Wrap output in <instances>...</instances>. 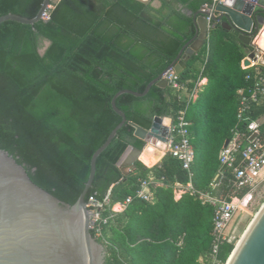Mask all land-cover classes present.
Segmentation results:
<instances>
[{
  "label": "trees",
  "instance_id": "16d2710c",
  "mask_svg": "<svg viewBox=\"0 0 264 264\" xmlns=\"http://www.w3.org/2000/svg\"><path fill=\"white\" fill-rule=\"evenodd\" d=\"M42 2L0 0V16L31 18ZM188 7L195 12L198 6ZM194 33L192 16L167 1L155 7L142 0H55L48 19L1 22L0 148L35 184L72 205L88 178L93 152L121 121L111 107L114 94L143 92ZM43 39L50 44L41 54ZM252 50L237 34L216 28L179 75L189 89L207 79L187 109L195 153L191 181L220 198L232 184L217 177L218 156L236 124V90L246 73L241 60ZM116 106L127 122L98 156L86 201L93 194L102 199L110 188L112 202L123 200L147 178L162 179L163 185L151 187L152 202L133 199L105 226L106 242L97 238L107 248L105 264H208L213 207L189 193L175 198L173 186L189 181L181 162L169 153L158 160L161 153L150 167L136 161L128 174L117 165L129 145L145 146L128 122L149 128L155 116L174 119L183 103L170 87L154 84L142 97L119 95ZM234 246L233 240L224 242L219 258L225 262Z\"/></svg>",
  "mask_w": 264,
  "mask_h": 264
},
{
  "label": "water",
  "instance_id": "95a60500",
  "mask_svg": "<svg viewBox=\"0 0 264 264\" xmlns=\"http://www.w3.org/2000/svg\"><path fill=\"white\" fill-rule=\"evenodd\" d=\"M54 1L43 0L34 17L8 13L0 16V23L14 21L33 24L42 18L43 12ZM189 15L192 16L195 33L175 60L157 78L150 81L143 92L122 89L112 97L111 107L121 121L93 152L88 178L72 205L35 184L26 169L0 148V264L106 263L107 248L91 233L90 225H93V220L85 197L95 176L98 156L127 122L124 112L116 106L117 97L124 93L142 97L154 84L162 88L168 87L163 74L170 68L181 74L186 68L187 60L209 43L210 31L216 28L231 31L237 34L243 44L250 45L251 39L264 26V0H216L208 7L203 6L196 12H189ZM207 16L210 17V22L207 21ZM49 44L48 39H43L39 52L43 54ZM254 44H258L257 38ZM253 56V53L249 55ZM244 64L248 65L249 60L245 59ZM165 119L168 120L166 125ZM171 120L169 116H155L149 128L128 122L134 127V136L143 140L145 146L143 150L130 145L126 148L117 162L124 174L135 170L136 161L144 163L141 155L149 148H164ZM227 143L226 139L223 145L226 146ZM225 264H264V203L235 244Z\"/></svg>",
  "mask_w": 264,
  "mask_h": 264
},
{
  "label": "built area",
  "instance_id": "2783aa9c",
  "mask_svg": "<svg viewBox=\"0 0 264 264\" xmlns=\"http://www.w3.org/2000/svg\"><path fill=\"white\" fill-rule=\"evenodd\" d=\"M212 2L214 4L216 0H212ZM51 8L52 4L43 12V19L49 18ZM206 19L210 22L209 16ZM263 28L264 26L251 39L253 50L247 52L241 60V68L246 70V73L244 75L245 84L236 90V124L231 131L230 138L227 139L228 143L226 146L222 145L218 156L217 177L225 176L232 184V188L224 198L208 191L195 189L191 181L190 168L195 153L190 142V121L187 119V109L197 99L202 79L189 89L179 81L180 74L176 73L173 68L163 74L168 87L172 89L176 99L183 103V107L177 112L175 118H172L167 140L163 143L164 148L159 151L163 152V155L169 153L177 158L181 162L182 168L189 172V181L186 184L178 183L173 186L175 198L189 193L198 196L203 203H209L213 207L212 243L208 254V264H225L226 261L219 258L220 247L224 242L232 241L229 232L233 222L247 210L250 195L261 183H264V50L259 44H254V40L260 36ZM251 53L254 54L253 57H249ZM245 59L249 60L248 65L244 64ZM161 185H163L162 179H143L134 195L115 202H112L111 199V188L107 190L102 199H97L96 194L91 195L88 198L87 207L93 220L90 229L93 231L94 237L106 242L104 228L109 221L117 213L123 212L135 198L152 202L151 187ZM244 189L245 192L241 194ZM181 244L180 241L177 245Z\"/></svg>",
  "mask_w": 264,
  "mask_h": 264
},
{
  "label": "rangeland",
  "instance_id": "374dc122",
  "mask_svg": "<svg viewBox=\"0 0 264 264\" xmlns=\"http://www.w3.org/2000/svg\"><path fill=\"white\" fill-rule=\"evenodd\" d=\"M195 63L196 67L200 66V61H196ZM249 199L247 210L235 219L229 232L230 239L233 240L235 244L241 238L250 221L264 203V183H261L260 186L255 189Z\"/></svg>",
  "mask_w": 264,
  "mask_h": 264
},
{
  "label": "crops",
  "instance_id": "0c3cea01",
  "mask_svg": "<svg viewBox=\"0 0 264 264\" xmlns=\"http://www.w3.org/2000/svg\"><path fill=\"white\" fill-rule=\"evenodd\" d=\"M142 1H144V2H149V1H151V3H152V5L153 6H155V7H160L161 6V4L163 3V1H167V2H170L176 9H178V10H181L182 12H184V13H186L187 15H189V12H193L188 6H189V4H193V5H197L198 7H197V10L196 11H198V10H200L203 6H205V3H202V1L201 0H142ZM195 11V12H196ZM190 16V15H189ZM211 32V31H210ZM188 62V61H187ZM187 62H186V66H187ZM206 82H207V79L206 78H203L202 79V85H201V87L203 86V85H205L206 84ZM157 151H159V150H157ZM160 153H161V151H160ZM164 155H163V153H162V155H161V157L158 159V160H160L162 157H163ZM157 160V161H158ZM156 161V162H157ZM152 166V165H151ZM150 167V166H149Z\"/></svg>",
  "mask_w": 264,
  "mask_h": 264
},
{
  "label": "bare ground",
  "instance_id": "6f19581e",
  "mask_svg": "<svg viewBox=\"0 0 264 264\" xmlns=\"http://www.w3.org/2000/svg\"><path fill=\"white\" fill-rule=\"evenodd\" d=\"M257 43L262 47V49L264 50V28L261 31L260 36L257 38ZM164 124H168V120H164ZM160 151L157 150H153L151 148H149L148 150H146L142 155H141V160L147 164V165H151L152 163H154L157 158L160 156Z\"/></svg>",
  "mask_w": 264,
  "mask_h": 264
}]
</instances>
